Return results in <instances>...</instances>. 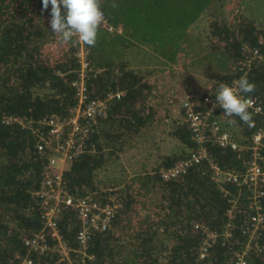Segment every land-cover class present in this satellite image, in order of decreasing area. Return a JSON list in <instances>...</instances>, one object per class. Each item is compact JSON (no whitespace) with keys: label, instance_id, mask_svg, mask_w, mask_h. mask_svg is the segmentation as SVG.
<instances>
[{"label":"trees","instance_id":"obj_1","mask_svg":"<svg viewBox=\"0 0 264 264\" xmlns=\"http://www.w3.org/2000/svg\"><path fill=\"white\" fill-rule=\"evenodd\" d=\"M112 3L113 0H102V10L114 30L100 27L95 46L89 47L91 61L100 68L88 82L89 90L100 97L118 90L125 93L111 100L107 114L97 118L92 126L88 144L93 151L79 154L62 174L68 190L79 195L96 189V171L105 165L107 156L118 158L117 152L124 149V137L143 132L156 121L158 104L143 100L144 92L150 88L148 78L156 70L143 72L142 66L152 67L158 61L162 72L180 61V52L186 48L192 61L196 59L193 69H206L211 80L210 95L216 96L221 83L228 85L246 76L255 84V91L245 94L264 103V62H258L246 73L237 67L245 43L257 47L264 57V30L257 29L255 20L239 14L236 23L229 24L224 0H115V8ZM41 9L42 0H0V264H19L26 255L35 264H53L61 255L53 250L39 255L24 246L23 238L42 228L34 193L48 161L34 148L36 139L32 133L1 121L3 115L33 120L48 114L66 116L76 102L71 83L78 63L72 44L66 60L49 63L43 58L41 47L54 33L45 25L27 22L31 20L29 16L40 18ZM204 13L209 19V38L191 31ZM133 57L141 59L136 63ZM218 110L225 115L221 107ZM229 119L236 123H229ZM252 119L254 126L249 127L239 117L225 116L226 122L238 129L240 138H246L245 144L263 123L261 115L252 113ZM171 133L181 151L159 155L152 169L141 168L135 178L149 194H153L149 187H157L160 197L152 199L159 209L158 219L148 229L124 234L119 223L133 202L125 199L111 227L94 233L87 256H83L76 240L79 222L71 209L64 208L58 225L70 251L68 258L58 264H231L232 249L220 236L207 256L200 258L199 254L202 234L194 229L195 222L221 234L232 208L229 198L211 178L207 162L192 165L176 180L162 181L157 174L159 166H170L188 149L195 148L184 121L179 120ZM207 150L223 169H244L249 160L247 148L238 154L208 143ZM226 187L232 194L237 193L234 184ZM238 201L232 211L234 236L239 239L235 249L241 250L244 237L239 224L247 204L244 196ZM248 261L264 264L254 253L248 254Z\"/></svg>","mask_w":264,"mask_h":264},{"label":"built area","instance_id":"obj_2","mask_svg":"<svg viewBox=\"0 0 264 264\" xmlns=\"http://www.w3.org/2000/svg\"><path fill=\"white\" fill-rule=\"evenodd\" d=\"M104 17L105 20L101 26L107 31H113L114 26L105 13ZM73 46L78 67L71 86L74 89L76 102L69 109L68 114L66 116L49 114L36 120L3 115L1 119L5 124H16L29 130L37 138L34 148L41 157L45 156L48 161L42 174L40 187L35 193L38 197L42 228L25 237L24 245L28 251H34L39 255L50 250L58 251L61 254L60 260L67 259L70 251L58 225L64 208L71 209L79 222V230L76 234L78 251L83 256H87V248L94 233L109 229L121 206L116 195H103L97 191L82 195L71 193L62 178V172L67 169V165L75 157L83 152L93 151V146L88 144L92 126L97 118L107 114L108 103L124 94L123 91L118 90L107 92L102 97L91 95L88 81L99 73L100 69L93 65L86 45L75 42L73 38ZM260 61L264 62V57L257 47L243 44L242 56L237 61L238 71L246 73ZM237 81L233 80L228 85L235 89ZM241 95L252 101L250 112L263 116L262 125L252 132L246 144L243 143L246 139L244 136L238 139L220 122V117H225V115L218 112L220 106L216 104V96L209 93L197 101L186 98L182 103L184 117L182 121L188 126L195 148L188 149L184 156L179 157L170 166H159L157 173L162 181L176 180L186 174L192 165L202 161L207 162L211 178L229 198L232 207L228 212L229 221L223 232L224 243L232 249L231 264H249V253H254L264 260V165L262 163L264 161L262 153L264 103L245 93ZM208 143L216 144L222 149H231L238 154L242 149L247 148L249 160L246 167L244 169H223L210 157L207 150ZM230 183L237 188L236 194H232L226 187ZM240 196L246 199L247 210L239 224L240 232L244 237V245L241 250H237L235 246L239 244V239L233 233L235 216L232 209L239 203ZM194 227L202 232L199 254L200 258H204L214 244L217 234L205 224L197 223ZM60 260L58 259L53 264H58ZM19 264L35 263L26 255L21 258Z\"/></svg>","mask_w":264,"mask_h":264},{"label":"rangeland","instance_id":"obj_3","mask_svg":"<svg viewBox=\"0 0 264 264\" xmlns=\"http://www.w3.org/2000/svg\"><path fill=\"white\" fill-rule=\"evenodd\" d=\"M255 1L259 2L260 0ZM257 5L262 7L261 4ZM224 11L229 24H235L240 17L234 0H224ZM39 13L41 17L35 18L38 21H34V24L43 25L45 23V26L50 28L51 7L47 10L41 9ZM208 22V16L205 13L202 14L201 18L192 26L191 31L209 38ZM256 23L257 29L262 28L261 30H264V20L256 21ZM57 39L59 37L54 33V37L41 47V52L43 50L51 58L52 64L66 60L70 54V44H68L69 47L58 45L57 42L61 41ZM250 47L254 46L250 45ZM182 49L184 50L180 52V61L162 71L164 74L160 75V78L163 85L160 88H158L156 79L148 78L150 88L144 92L143 100L158 104L154 118L155 123L145 127L143 132L124 137L125 144L123 151H121V157L114 159L113 156L109 158L107 156L105 165L95 173L96 189L94 191L103 195H116L121 202L120 208L123 207L122 202L133 200L129 207L125 208L126 211L121 216L119 223L124 234L132 235L137 230L148 229L158 219L159 209L155 207L154 199H152V197H160L157 187H149L148 190L153 191V194H149L136 182V174L142 170L141 168L152 169L157 164L159 155H172L181 151V145L171 132L179 120L181 123L184 120L182 103L186 98L197 101L202 96L210 93L209 84L211 80L206 74V69H193V62L195 64L196 59L194 58L191 62L192 59L190 54L187 53V49ZM62 51H64L63 59H56V55ZM42 56L48 61L43 52ZM134 59V62L137 63L141 58ZM189 64L190 68L188 69ZM150 68H153V66H150ZM141 70L145 72L149 70V66H142ZM220 122L235 137L240 138L238 129L227 123L225 117H220ZM116 166L120 167L114 173L113 169ZM124 166H126L127 171L123 168ZM68 263H70V260Z\"/></svg>","mask_w":264,"mask_h":264},{"label":"clouds","instance_id":"obj_4","mask_svg":"<svg viewBox=\"0 0 264 264\" xmlns=\"http://www.w3.org/2000/svg\"><path fill=\"white\" fill-rule=\"evenodd\" d=\"M49 5H51V19L49 21L50 28L52 32L58 35L61 42H64V43L70 42V45L72 44L73 46V38H75V42L86 45L88 49L89 47L95 46L96 41H97L98 30L100 27H102L101 25L104 23V20H105L104 13L102 11V0H42V10H47L49 8ZM111 6L113 8L118 6L115 3V0H113V3L111 4ZM62 8H63V11H62ZM109 32H112V31H109ZM89 55H90V50H89ZM93 65L95 66V64ZM155 75L156 74H154L153 76ZM88 88H89V83H88ZM254 91H255V84L252 82H249L248 78L246 76H243L236 82L235 89L227 84L221 83L218 87L215 101H216V104H218L224 110L226 117H229V118L239 117V119L243 123L247 124L249 127H252L254 126V121L252 119V113L249 111V108L252 105V101L250 99H245L241 95V93H251ZM119 98H116V99H119ZM229 123L235 124L236 121L234 119H229ZM35 139L37 140L36 137ZM66 168L67 169L69 168V164L67 165ZM37 203H39L38 197H37ZM39 212H40V208H39ZM228 221H229V215H228L227 222L224 225V229L221 234L211 229L217 234V237L212 247L217 242L219 236L222 237L223 239V232L226 228ZM197 223H201V222H195V224ZM201 224H204V223H201ZM233 225H234V222H233ZM194 229L196 228L194 227ZM234 229H235V225H234ZM196 230L200 231L199 229H196ZM32 234L33 233H31L30 235ZM28 236H25V237H28ZM24 238H23V243H24ZM223 242H224V239H223ZM24 246L26 247V245ZM226 246L227 248H229L227 243H226Z\"/></svg>","mask_w":264,"mask_h":264},{"label":"crops","instance_id":"obj_5","mask_svg":"<svg viewBox=\"0 0 264 264\" xmlns=\"http://www.w3.org/2000/svg\"><path fill=\"white\" fill-rule=\"evenodd\" d=\"M234 3H235V5H237L239 14L243 15L244 17L251 19V20H255V21L264 20V0H260L259 2H256L255 0H234ZM257 4H261L262 7L258 6ZM257 10H260V11H257ZM258 14H260V15H258ZM27 15H30V14L28 13ZM259 16H261V17H259ZM29 18H31V20H28L27 21L28 23H34V21H38L37 19L33 18V16H29ZM43 25H46V24L43 23ZM57 40H59V39H57ZM63 43L64 42H59V41L57 42L58 45L69 47L68 44H70V43H64V44ZM55 49H57V48H55ZM42 52H43L44 56L46 58H48V61L51 63V58L48 57L43 50H42ZM63 53H64V51H62L60 54L56 55V59H63V57H62ZM160 66L161 65L157 61V64L153 65V68H150V66H149V70H147V71L156 70L155 71L156 75L153 76L152 78L156 79L157 84H158V88H160L163 85L162 80L160 78V75L164 74V72L160 73V69H162V67H160ZM121 155H122L121 151L117 152V156H118L117 159H119L121 157ZM132 164L134 165V163H132ZM118 167H120V166H116L113 169L114 173H116L118 171ZM123 168L126 170V166H124Z\"/></svg>","mask_w":264,"mask_h":264}]
</instances>
